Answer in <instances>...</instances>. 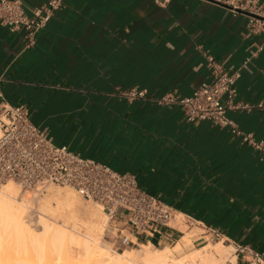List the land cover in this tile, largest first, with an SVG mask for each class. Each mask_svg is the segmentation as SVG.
<instances>
[{
	"label": "crops",
	"instance_id": "obj_1",
	"mask_svg": "<svg viewBox=\"0 0 264 264\" xmlns=\"http://www.w3.org/2000/svg\"><path fill=\"white\" fill-rule=\"evenodd\" d=\"M42 1L23 3L29 11ZM246 22L209 0H63L33 44L0 25V91L55 143L133 172L172 205L169 226L141 243L171 245L199 229L198 243L212 227L227 245L264 252V156L226 126L187 121L177 105L119 95L130 87L189 94L210 79L209 52L228 70L240 67L235 100L264 99V32ZM227 114L264 140L263 109Z\"/></svg>",
	"mask_w": 264,
	"mask_h": 264
},
{
	"label": "built area",
	"instance_id": "obj_2",
	"mask_svg": "<svg viewBox=\"0 0 264 264\" xmlns=\"http://www.w3.org/2000/svg\"><path fill=\"white\" fill-rule=\"evenodd\" d=\"M209 1L244 13L248 29L264 32V0ZM62 4L63 0H44L28 11L23 0H0V25L10 31H22L26 44H33L37 31ZM204 55L210 79L189 94L171 91L152 95L144 88L130 87L120 90L119 95L128 100L177 105L187 121L207 119L214 125L226 126L264 156V140L240 129L227 114L231 109L264 110V99L255 103L235 100L240 67L228 70L211 53ZM9 180L26 189L38 190L49 183L72 187L84 199L98 203L108 218L123 221L115 228L117 238L125 246L140 244L142 236L160 232L175 216L172 205L144 190L133 172L113 169L106 162L55 143L45 128L31 120L24 105L8 103L0 91V184ZM208 231L221 239L218 229L209 227ZM234 253L236 260L244 264H264V252L249 244L235 243Z\"/></svg>",
	"mask_w": 264,
	"mask_h": 264
},
{
	"label": "bare ground",
	"instance_id": "obj_3",
	"mask_svg": "<svg viewBox=\"0 0 264 264\" xmlns=\"http://www.w3.org/2000/svg\"><path fill=\"white\" fill-rule=\"evenodd\" d=\"M11 182L0 184V264H140L132 251L118 253L100 244L105 212L98 207L81 211L79 200L70 191L48 188L46 197L57 209L48 218L39 216L34 224L26 219L25 208L10 200L16 194ZM146 243L140 242L142 264H183L184 258L220 264L229 257L228 250L216 247L214 252L191 251L178 259L166 247L151 252Z\"/></svg>",
	"mask_w": 264,
	"mask_h": 264
},
{
	"label": "rangeland",
	"instance_id": "obj_4",
	"mask_svg": "<svg viewBox=\"0 0 264 264\" xmlns=\"http://www.w3.org/2000/svg\"><path fill=\"white\" fill-rule=\"evenodd\" d=\"M68 148H70L68 146ZM71 149V148H70ZM11 181V180H10ZM12 185L16 187V194L13 195L14 197L11 198L10 200L13 201L14 203L22 206L25 208V215L26 219H29L31 223L36 222V219L39 216H48L52 215L53 212L56 211L57 209V204L50 200L48 201L47 199V189L48 188H56V189H64L70 191L78 200L80 203L81 211H86L88 209H94V208H99L102 212H104L101 209V206L96 203L95 201L92 200H87L84 199L80 194H78L72 187L67 186V185H58L54 183H49L44 185L41 189H36V188H23L21 187L18 183L12 181ZM1 187V186H0ZM26 200H24V199ZM104 214V215H103ZM102 214V223H103V233L101 234L100 237V244L101 245H108L111 249H114L118 253H121L123 251H132L133 254H135L138 258V261L140 264H142V257L140 258L141 255V247L140 244L138 245H127V246H121L117 247L118 245V238H116V234L118 233V229L115 228V226L118 224L115 222L113 219L108 218V216L103 213ZM35 219V220H34ZM35 224V223H34ZM36 224H38L36 222ZM80 225V224H79ZM36 228L39 230L40 225H36ZM199 229L192 230V231H187L184 230V233L180 236L178 240H176L174 243L171 245H164V246H153L152 244L149 245V249L151 252H153L155 249H163L167 248L171 251L172 256L174 258H182L183 256L185 257L188 255L191 251L194 253H202L204 249H212V252H214L215 248H221V249H226L228 250V259L221 262L220 264H233V262H230L231 260H234V263L236 264V258H235V253H234V247L232 245H227L222 242L220 239L214 238L211 235H207V239H205L202 242L193 241V237L197 236ZM145 243V242H143ZM147 244V243H146ZM208 247V248H207ZM184 254V255H183ZM186 254V255H185ZM188 259V258H186ZM190 258V260H186L184 258L183 264H202V261L199 258Z\"/></svg>",
	"mask_w": 264,
	"mask_h": 264
},
{
	"label": "water",
	"instance_id": "obj_5",
	"mask_svg": "<svg viewBox=\"0 0 264 264\" xmlns=\"http://www.w3.org/2000/svg\"><path fill=\"white\" fill-rule=\"evenodd\" d=\"M221 4H223V3H221ZM223 5H225V4H223Z\"/></svg>",
	"mask_w": 264,
	"mask_h": 264
}]
</instances>
